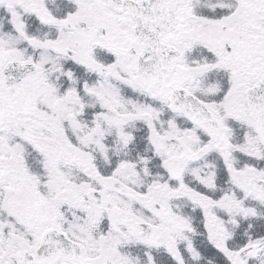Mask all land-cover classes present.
Here are the masks:
<instances>
[{"label": "snow or ice", "instance_id": "snow-or-ice-1", "mask_svg": "<svg viewBox=\"0 0 264 264\" xmlns=\"http://www.w3.org/2000/svg\"><path fill=\"white\" fill-rule=\"evenodd\" d=\"M0 264H264V0H0Z\"/></svg>", "mask_w": 264, "mask_h": 264}]
</instances>
